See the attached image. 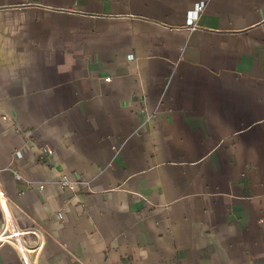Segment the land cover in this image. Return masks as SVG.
<instances>
[{
	"label": "crops",
	"instance_id": "obj_1",
	"mask_svg": "<svg viewBox=\"0 0 264 264\" xmlns=\"http://www.w3.org/2000/svg\"><path fill=\"white\" fill-rule=\"evenodd\" d=\"M0 185V264H264V0H0Z\"/></svg>",
	"mask_w": 264,
	"mask_h": 264
},
{
	"label": "built area",
	"instance_id": "obj_2",
	"mask_svg": "<svg viewBox=\"0 0 264 264\" xmlns=\"http://www.w3.org/2000/svg\"><path fill=\"white\" fill-rule=\"evenodd\" d=\"M202 8H203V4H199V5L196 6L195 11H196V12H199V11L202 10ZM107 80H109V79H107ZM26 135H27V136H31V135H32V132H31V131H27V132H26ZM41 152H44V153H46V154H50V155H52V154H53V149H52L50 146L45 145ZM17 154H18V156H20V155H21V152L18 151ZM65 184H66V186H67L68 188H70L72 191H76V190L78 189L77 185H76L75 183L70 182V181H69V182H65ZM0 197H3V198H4V192H3L2 188H1V185H0ZM58 216H59L60 218L63 217L62 213H59ZM0 238H1V237H0ZM2 239H3V238H2ZM4 239L7 240V238H4Z\"/></svg>",
	"mask_w": 264,
	"mask_h": 264
},
{
	"label": "bare ground",
	"instance_id": "obj_3",
	"mask_svg": "<svg viewBox=\"0 0 264 264\" xmlns=\"http://www.w3.org/2000/svg\"><path fill=\"white\" fill-rule=\"evenodd\" d=\"M0 200H4V198L3 197H0ZM21 236V233L19 234L18 232H13V233H9L8 235H6V237H8L11 241H15V242H19V237ZM20 241H22V240H20ZM16 245V247H18L17 246V244H15ZM22 247H23V244H22ZM24 248V247H23ZM25 252L27 251V249H23ZM27 253V252H26Z\"/></svg>",
	"mask_w": 264,
	"mask_h": 264
}]
</instances>
